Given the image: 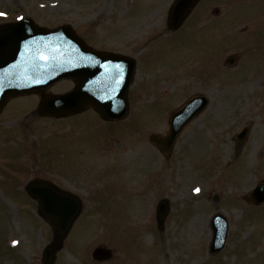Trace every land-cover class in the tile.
<instances>
[{"label":"rangeland","instance_id":"1","mask_svg":"<svg viewBox=\"0 0 264 264\" xmlns=\"http://www.w3.org/2000/svg\"><path fill=\"white\" fill-rule=\"evenodd\" d=\"M173 2L0 0V24H70L87 44L138 66L131 108L118 123L94 111L41 118L31 97L13 100L0 116V264H41L52 240L33 203L23 204V187L36 177L82 201L55 264H264V204L244 200L264 180V0H203L175 34L166 23ZM71 86L64 81L48 93ZM196 95L209 107L170 155L160 152L150 136L164 134L171 112ZM245 127L248 140L238 146ZM163 198L171 211L160 233L154 217ZM216 213L229 232L224 250L210 255ZM98 247L112 259L94 261Z\"/></svg>","mask_w":264,"mask_h":264},{"label":"water","instance_id":"2","mask_svg":"<svg viewBox=\"0 0 264 264\" xmlns=\"http://www.w3.org/2000/svg\"><path fill=\"white\" fill-rule=\"evenodd\" d=\"M199 1L177 0L169 14L170 28L177 30ZM18 29H22V36L19 35L20 38L10 40L12 38L10 36L5 44H0V111L5 106L7 99L13 95L35 91L42 93V89L60 79L72 78L75 80L77 87L71 94L43 97L40 105L43 115L55 117L73 115L83 111L88 105H92L104 119H116L124 116L126 112V99L124 96L119 97L120 100L122 99L123 105L118 110L114 109L118 103L115 98H108L104 94L102 98L99 97L100 94L96 89L97 81L102 73L97 69L99 67L98 63L95 67L85 65L79 70H74L67 62L61 61L62 57H65V60H67V57L61 47V42L56 39L55 34L52 35L44 30H37L34 28L33 23L17 24L5 29L3 33H14ZM61 35L65 37L67 42H71V40L76 42L66 27L62 28ZM29 42L31 44L36 43L29 56V61L26 63L21 60L14 62L22 44L27 45ZM96 56L97 58L98 56L108 57L105 55ZM42 57H47V59ZM20 58H23L22 54ZM13 62L15 65H13ZM207 105L208 102L205 98L194 99L173 117L172 141L181 127L199 115ZM246 135L247 130L244 133V138ZM30 193L35 197H39L44 217L53 223L60 235L65 234L79 212L78 204L73 199L62 197L52 187L41 182L32 184ZM53 193H56V195H53ZM254 199L257 204L262 203L264 193L257 189L254 193ZM164 209L163 207L162 212ZM215 229L216 237L213 241L212 251L222 249L226 234V231L219 228L218 224L215 225ZM54 251V248L46 251L45 263L49 264L53 261ZM110 256L111 254L104 249L99 248L94 252V257L97 260L108 259Z\"/></svg>","mask_w":264,"mask_h":264},{"label":"snow or ice","instance_id":"3","mask_svg":"<svg viewBox=\"0 0 264 264\" xmlns=\"http://www.w3.org/2000/svg\"><path fill=\"white\" fill-rule=\"evenodd\" d=\"M43 59H47V57H42ZM119 66L117 65V68H118ZM197 191H199V189H197ZM53 195H56V193H53ZM60 195H63V194H60Z\"/></svg>","mask_w":264,"mask_h":264}]
</instances>
